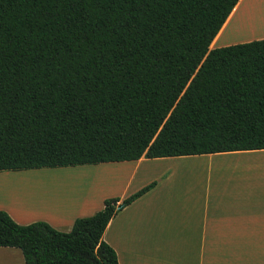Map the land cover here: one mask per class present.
<instances>
[{"label":"trees","instance_id":"1","mask_svg":"<svg viewBox=\"0 0 264 264\" xmlns=\"http://www.w3.org/2000/svg\"><path fill=\"white\" fill-rule=\"evenodd\" d=\"M242 0H0V172L264 149V38L210 49ZM0 209L26 264H120L110 221Z\"/></svg>","mask_w":264,"mask_h":264},{"label":"crops","instance_id":"2","mask_svg":"<svg viewBox=\"0 0 264 264\" xmlns=\"http://www.w3.org/2000/svg\"><path fill=\"white\" fill-rule=\"evenodd\" d=\"M245 1L231 13L210 49L240 43L230 39L231 31L226 33ZM93 168L105 173H100L98 183H82L81 190L93 194L87 199L54 203L35 212L8 202L0 203V209L21 224L44 220L70 231L78 217L103 209L105 199H125L158 181L122 209L105 231L120 264H264V149L6 171L0 172V188L11 175L45 173L49 178L62 171ZM5 198L2 189L0 200ZM0 264H26L22 250L0 246Z\"/></svg>","mask_w":264,"mask_h":264},{"label":"rangeland","instance_id":"3","mask_svg":"<svg viewBox=\"0 0 264 264\" xmlns=\"http://www.w3.org/2000/svg\"><path fill=\"white\" fill-rule=\"evenodd\" d=\"M247 2H251V0H247ZM252 3H253L252 7L254 6V8H253V11H254L253 14L254 15H252L251 18L256 19L258 16H260L259 11L260 12L264 11V0H254ZM247 8H249V7H247ZM243 9H244V7H243ZM243 9H240V11L238 10L239 12H237V14L235 15V18L233 19V21L231 22V24L229 26V29L227 30L226 34H229V32L231 31L232 35H231L230 39L237 40L238 42H246V41L254 40L255 37L264 35V26H263V28H260V29H255L254 27H252V30H250L251 27H248L247 21L244 23H241V19L244 18L243 14L245 12V11H243ZM248 11L250 12V10H248ZM261 38H264V37H261ZM41 169L49 170L50 168H41ZM66 172H68V173H66ZM73 172H74V174H76L75 176L72 175ZM7 173H10V172H7ZM100 173H105V171H100V168H93V169H87V170H70V172L69 171H62V172H59V174H54L53 176H56V175L61 176L60 178H63V180L65 178L66 179L69 178L71 180V181H63V183H61L62 180L60 179V181L58 180V182H56L58 184L57 185L55 184L56 185L55 186L56 187V199L55 200L53 199V197L49 191L46 192V190H48L50 184H43L40 187L35 186V184H34L35 181H42V180L48 181L50 179V177L48 178L45 173L44 174H41V173L40 174H33V173L32 174H26L25 173V174L11 175L10 177L7 176L6 179H10L9 181L12 184L18 183L19 187L8 186V184L6 185L4 183L5 187L2 189L4 192H6V198L4 199V201L0 200V203L7 204L6 202H8L13 207H19L22 210H26V211H30V212H35L37 210H40L41 208H50L53 206L54 203L56 204L55 206H57L59 204L68 205V204H70V202L72 200L79 199V198L82 199V197H86V199L88 197H91V195H93V194H91L90 191H82L81 190L82 183H84V181L87 183L89 182V184L98 183L100 180L99 179V176L101 175ZM47 174H51V173H47ZM69 174H71L70 177H68ZM72 176H74V177H72ZM37 188H39L38 190H40L38 194L35 193V192H38V191H36ZM2 189L0 188V191ZM43 191H44V193H40ZM50 191H51V187H50ZM33 193L36 194L35 199H34V196H32ZM34 200L36 201V203ZM23 203H24V205H22ZM43 204H44V206H43ZM21 206L22 207L27 206V207L22 208ZM28 207H30V208H28Z\"/></svg>","mask_w":264,"mask_h":264},{"label":"bare ground","instance_id":"4","mask_svg":"<svg viewBox=\"0 0 264 264\" xmlns=\"http://www.w3.org/2000/svg\"><path fill=\"white\" fill-rule=\"evenodd\" d=\"M254 0H251V2H247V0L244 2V4L242 5V8L241 9H243V7H244V9H243V11H245L244 13L245 14H243V16H246L247 15V17H245L244 19H242L241 20V23H244V22H246L247 21V25H248V27H251L250 28V30H252V27H254L255 29H260V28H263V26H264V11H262V12H260L259 11V14H260V16H258L256 19H254V18H251L252 17V15H254L253 14V12H251L252 10H253V8H254V6L252 7V2H253ZM247 3V4H246ZM247 7H249V8H247ZM248 10H250V12L252 13H250ZM257 15V14H256ZM237 17V16H236ZM70 172V171H69ZM65 173V172H64ZM63 173V174H64ZM68 173V172H67ZM81 174V173H80ZM79 174V175H80ZM72 175H76V174H74V172H73V174ZM71 176V174H69V176L68 177H70ZM74 176H72V177H74ZM61 176H53V175H51V177H50V179L47 181V183H42L41 181H35V186H38V187H40L41 185H43V184H50L49 185V188H48V190H46V192L47 191H49L50 193H51V195H53V197L56 195V185L58 184V183H56V182H58V180H63V178H60ZM65 177V176H64ZM66 179V178H65ZM10 179H4V180H2V182L3 183H5L6 185L8 184V186H12V187H19L18 185V183H14V184H12L10 181H9ZM70 180V179H69ZM33 183V182H32ZM54 183V184H53ZM61 183H63V181L61 182ZM53 184V185H52ZM56 184V185H55ZM29 185V184H28ZM50 187H51V191H50ZM29 189V188H28ZM39 188H37L36 189V191H38V192H35L36 194H38L39 193V191L40 190H38ZM35 193H33V195L32 196H34V199H35ZM40 193H44V191L43 192H40ZM29 194V193H28ZM32 194V193H31ZM55 194V195H54ZM27 195V194H26ZM41 195V194H40ZM40 200V199H39ZM35 201V200H34ZM46 201V200H45ZM49 201V200H48ZM24 202V201H23ZM38 202V201H37ZM50 202V201H49ZM52 202V201H51ZM26 203V202H25ZM29 203V202H28ZM35 203H36V201H35ZM27 204V203H26ZM30 204V203H29ZM32 204V203H31ZM22 205H24V203L22 204ZM48 205V204H47ZM42 206V205H41ZM43 206H44V204H43ZM22 207V206H21ZM27 207V206H26ZM26 207H22V208H26ZM28 208H30V207H28Z\"/></svg>","mask_w":264,"mask_h":264}]
</instances>
